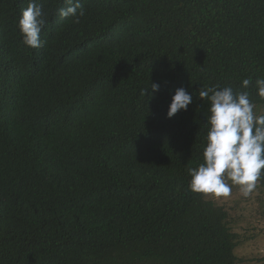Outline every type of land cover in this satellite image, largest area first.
Listing matches in <instances>:
<instances>
[{
  "label": "trees",
  "instance_id": "16d2710c",
  "mask_svg": "<svg viewBox=\"0 0 264 264\" xmlns=\"http://www.w3.org/2000/svg\"><path fill=\"white\" fill-rule=\"evenodd\" d=\"M35 2L30 48L29 0H0V264H239L229 211L188 169L207 143L199 90L264 104V0H80L78 23ZM180 87L193 103L169 119Z\"/></svg>",
  "mask_w": 264,
  "mask_h": 264
},
{
  "label": "clouds",
  "instance_id": "9594fccd",
  "mask_svg": "<svg viewBox=\"0 0 264 264\" xmlns=\"http://www.w3.org/2000/svg\"><path fill=\"white\" fill-rule=\"evenodd\" d=\"M65 3L67 7L59 9L60 18L71 17L78 23L85 15L80 0H65ZM45 23L43 5L29 0L18 21L25 46H42L40 36ZM251 83V78L243 79L241 87L248 89ZM255 86L256 95L264 100V78L256 79ZM150 89L143 94L154 95L160 85L151 82ZM197 98L201 103H209L210 114L206 117L208 131L203 162L188 169L189 188L195 193L227 198L231 195L232 185H238L242 195L249 197L264 175V114H257L249 91H234L231 86L199 90ZM192 103L193 94L184 87L177 88L167 118L187 111Z\"/></svg>",
  "mask_w": 264,
  "mask_h": 264
},
{
  "label": "rangeland",
  "instance_id": "374dc122",
  "mask_svg": "<svg viewBox=\"0 0 264 264\" xmlns=\"http://www.w3.org/2000/svg\"><path fill=\"white\" fill-rule=\"evenodd\" d=\"M256 112L264 114V104L256 105ZM208 197L229 211L233 230L239 236V264H264V189L259 183L249 197L242 195L238 185H232L227 198Z\"/></svg>",
  "mask_w": 264,
  "mask_h": 264
}]
</instances>
